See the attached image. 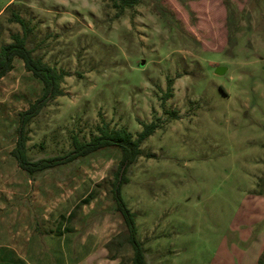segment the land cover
<instances>
[{
    "label": "rangeland",
    "instance_id": "obj_1",
    "mask_svg": "<svg viewBox=\"0 0 264 264\" xmlns=\"http://www.w3.org/2000/svg\"><path fill=\"white\" fill-rule=\"evenodd\" d=\"M15 14L33 29L28 46L36 56L66 75L64 95L26 127L30 158L64 155L103 123L137 137L140 121L161 119L121 189L148 263L259 262L264 0H141L122 17L107 0H0V49L23 35ZM14 65L0 81V254L28 236L41 249L38 264H132L131 246L108 248L126 230L111 194L121 149L32 179L12 152L21 114L44 85L22 59ZM170 81L173 97L163 100ZM68 213L74 219L62 229L72 231L60 235Z\"/></svg>",
    "mask_w": 264,
    "mask_h": 264
},
{
    "label": "trees",
    "instance_id": "obj_2",
    "mask_svg": "<svg viewBox=\"0 0 264 264\" xmlns=\"http://www.w3.org/2000/svg\"><path fill=\"white\" fill-rule=\"evenodd\" d=\"M107 1L112 3V7L116 10L117 17H122L128 10H133L141 4V0ZM13 21L21 25L23 35L14 34L12 36L13 42L1 47L0 81L13 71L15 60L20 58L24 61L26 69L43 82L44 93L42 98L33 104L28 111L21 114L22 121L18 131V141L16 148L12 152V156L17 160L22 170L29 173L30 176L36 177L50 169L65 166L74 163L81 158H86L99 150L108 147L120 148L123 157L115 175L111 194L117 204V210L125 219L126 230L110 241L108 248L112 250L115 245H118V247L129 245L134 252L132 264H149L146 259L144 245L137 238L135 215L124 202L121 195V189L128 182L126 177L128 169L136 163L139 157L143 154V144L153 136L159 128H162L161 119L151 123L140 121L143 129L137 137H135L127 128L111 129L107 123H103L97 127V134H94L90 141L83 142L78 138H75L72 144V149L66 154L32 160L28 154L29 149L27 144L30 139L26 132V127L40 114L43 108L64 95L62 85L66 75L56 67H52L46 63L42 57L36 56L35 50L28 46L29 35L33 30L30 23L18 14L14 15ZM172 97V81H170L169 90L163 97V100H169ZM172 116H176V113H172ZM261 193L264 194V190H262ZM92 197L93 194L89 195L88 198H85L83 204L89 203ZM74 216V213H71L68 217L66 215L61 216L62 220L60 221L59 227L60 235L63 234L64 230L68 233L72 231V228L69 226L65 229H62V227L65 223L72 222ZM259 264H264V253L259 260Z\"/></svg>",
    "mask_w": 264,
    "mask_h": 264
},
{
    "label": "crops",
    "instance_id": "obj_3",
    "mask_svg": "<svg viewBox=\"0 0 264 264\" xmlns=\"http://www.w3.org/2000/svg\"><path fill=\"white\" fill-rule=\"evenodd\" d=\"M28 149H29V147H28ZM28 154L30 156L29 152H28ZM67 166L66 165L63 166V169H60V168H62V166L57 167V168H53V169H50V170H48L42 174L37 175L36 177H32V176L31 177L34 180H43L44 178L52 177L55 174V172L63 171L64 169H66ZM19 168H20V166H19ZM56 211L57 210H55L53 212H49V213L45 212L44 216H43L45 221L49 220L48 218L51 219V218L55 217ZM62 215H66V214H62ZM69 215H70V213H68L66 216L68 217ZM263 220H264V218H263ZM34 222H35V219L33 216V218L30 221V229H29L30 230V237L33 236V233L35 234V232L33 230L34 226H35ZM25 228L28 229V226L26 225ZM263 233H264V231H263ZM32 240H33V238L29 239L27 236L26 238L24 237V242L21 243L19 246H15L13 248H9L8 246H6L5 247V253L0 254V259L1 258L4 259L8 264H38V263H35L34 261H36L38 259L39 260L43 259L42 252H41L40 248H36V247L32 246V244H31ZM259 250H260L261 254L264 251V234H263V240L261 241ZM247 264H249V263H247ZM255 264H259V262L256 261Z\"/></svg>",
    "mask_w": 264,
    "mask_h": 264
},
{
    "label": "water",
    "instance_id": "obj_4",
    "mask_svg": "<svg viewBox=\"0 0 264 264\" xmlns=\"http://www.w3.org/2000/svg\"><path fill=\"white\" fill-rule=\"evenodd\" d=\"M225 71H226V69L219 67V68H217L216 73L219 75H223L225 73Z\"/></svg>",
    "mask_w": 264,
    "mask_h": 264
}]
</instances>
